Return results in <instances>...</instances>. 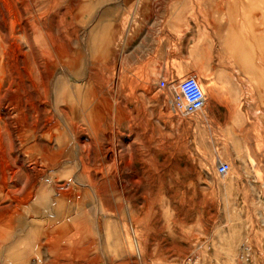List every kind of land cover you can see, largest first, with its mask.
I'll return each mask as SVG.
<instances>
[{
    "label": "rangeland",
    "instance_id": "obj_1",
    "mask_svg": "<svg viewBox=\"0 0 264 264\" xmlns=\"http://www.w3.org/2000/svg\"><path fill=\"white\" fill-rule=\"evenodd\" d=\"M118 1L0 0V257L12 240L30 264L49 247L57 264H264V101L222 121L209 89L193 114L165 97L141 125L150 88L93 22Z\"/></svg>",
    "mask_w": 264,
    "mask_h": 264
},
{
    "label": "crops",
    "instance_id": "obj_2",
    "mask_svg": "<svg viewBox=\"0 0 264 264\" xmlns=\"http://www.w3.org/2000/svg\"><path fill=\"white\" fill-rule=\"evenodd\" d=\"M104 7L97 5L93 22L106 25L103 38L112 40V48L121 47L127 86L150 88L139 91L140 109L147 110L141 125L160 123L165 97L173 99L179 80L194 75H203L204 103L207 90L212 93L207 102L211 119L262 116L249 111L235 115L230 105L264 101V0H119L116 6ZM87 33L89 37L90 30ZM109 55L98 58L107 62ZM161 80L165 85L159 88ZM10 242L0 264H30L25 248L15 260L13 248L18 244ZM54 253L50 247L39 251L37 264L59 263Z\"/></svg>",
    "mask_w": 264,
    "mask_h": 264
},
{
    "label": "built area",
    "instance_id": "obj_3",
    "mask_svg": "<svg viewBox=\"0 0 264 264\" xmlns=\"http://www.w3.org/2000/svg\"><path fill=\"white\" fill-rule=\"evenodd\" d=\"M165 81L161 80L158 87L162 88ZM204 92L201 88L196 76H186L178 82V94L173 98V105L179 109L181 113L193 114L196 111L202 110L204 106ZM229 166L226 162L219 161L216 165V172L220 175H226Z\"/></svg>",
    "mask_w": 264,
    "mask_h": 264
},
{
    "label": "bare ground",
    "instance_id": "obj_4",
    "mask_svg": "<svg viewBox=\"0 0 264 264\" xmlns=\"http://www.w3.org/2000/svg\"><path fill=\"white\" fill-rule=\"evenodd\" d=\"M202 90H203V87L201 86ZM16 105V104H15Z\"/></svg>",
    "mask_w": 264,
    "mask_h": 264
}]
</instances>
